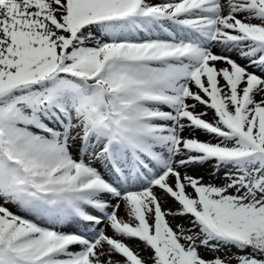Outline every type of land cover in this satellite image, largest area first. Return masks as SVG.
<instances>
[{
    "label": "rangeland",
    "instance_id": "1",
    "mask_svg": "<svg viewBox=\"0 0 264 264\" xmlns=\"http://www.w3.org/2000/svg\"><path fill=\"white\" fill-rule=\"evenodd\" d=\"M40 1L37 0L39 4ZM82 1L95 5L104 0ZM121 1L122 8L97 14L95 12L99 9L86 12L79 3L70 1L66 20L57 26L46 21L27 24L19 18L8 21V32H20L25 37V43L23 47L17 48L11 38L4 37L0 41V57H5L8 64L5 73L17 74L12 84L0 88V135L6 139L10 134L17 137L29 134L43 135L60 152L56 164L68 168L69 171L76 168L91 173L88 166L93 156L102 157L110 174H117L121 181H127L124 186L137 176L145 177L144 171L153 170L154 163L158 166L162 162L174 160L175 156L179 164L183 163L180 168L185 171L202 169L200 178L190 179L182 186L174 182L159 185L161 197L150 204L149 215L136 212L134 225L121 221L117 216V220H113L114 223L111 224L112 217L115 216L112 211L105 214L96 212V207L106 203L102 197L98 196L83 203L78 193L71 196V184L65 182L63 173L52 174L50 167L49 171L43 172L33 165L18 164V157L11 156L4 150L0 151L2 162L8 165L4 175L8 177L0 180V204L6 203L9 208L6 209L8 212H3L5 215H0V264H100L98 260L89 259L91 249L87 246L83 248V233L61 227V221L70 215L75 217L72 219L78 225L83 227L85 224L88 229L94 227L97 240L104 236L103 243L106 251H109V257L108 262L101 264H120V260L125 264H153L152 256H149L151 254L155 255L157 264H264V101L257 102L258 96L253 92V88L244 86L241 91H237V84L232 82L233 76L244 73L245 63L259 62L258 58L236 59L223 55L225 61L229 59L227 64L235 72V75H229L226 82V91L232 101L229 107H216L212 103V92L214 85L216 86L214 79L208 76L195 77L186 72L187 59L189 61V58L193 57L192 54L197 53L202 42L207 43L203 46L205 49H211L220 43L214 32L209 33L201 28V24L195 22L204 20L205 12L214 9L212 3L205 4L202 7L203 12L194 11V14L175 15L178 11L199 7L204 0H192L190 3L188 1V6L182 4L178 11L161 13L162 16L169 17L177 27H181L179 33L171 35L173 27L164 20H160V27L156 31L147 26L144 21L152 19V16L148 15L152 12L150 9L146 11L148 8L145 9V4L133 10L136 15L132 18V12H125L124 7L132 0ZM150 4L152 3L147 7L153 8ZM7 5L10 6L8 3ZM138 14L146 16L140 20ZM93 16L98 18H89ZM82 17L84 19L77 21ZM129 19L137 28L128 31L126 35H120V28L125 26L124 23ZM89 26L101 33L92 35L86 32ZM243 28L251 30L254 26L249 24ZM259 29H255L251 34H248V30L243 31L244 34L232 37L238 42L263 43L264 31ZM168 32L171 33L170 37ZM143 37L171 40L172 44L181 41L186 47H182L184 52L190 50L188 55L192 56L184 58L178 50L180 47L176 46L161 52L140 50L135 56L133 54L127 57L121 67L134 86L124 92L116 84L112 91H118L117 97L114 92L104 95L100 87L105 81V72L100 73L104 70V53L93 69L77 68L65 72L60 66L64 56L81 57L87 53L95 54L105 43L113 44L132 39L135 41V38ZM172 49L178 50V53H173ZM82 50L86 53H82ZM92 58L96 61V56L93 55ZM57 66L61 67L62 71L58 70ZM6 74H3L2 78H5ZM248 79L250 84L252 82L255 86L264 81L262 77ZM184 82L193 83L197 87L201 101L186 109L182 106L176 107V103L172 101L173 96L165 95L169 92L172 94L169 88L177 91ZM230 85L235 86H231L229 90ZM263 85L262 83L258 88L260 91ZM60 86H63L62 89H59ZM55 95L60 97H55L58 107L57 104L47 106V97ZM111 98L118 104L115 108L107 101ZM165 98L167 104L156 103ZM62 101L74 114H77L74 108L79 111L78 122L72 123V111L61 107V104L65 106ZM41 105L49 107L47 112H60L64 116H59L53 123L49 122L38 113L41 111ZM123 106L128 111L126 116L130 117L126 123L131 127L121 126L114 121L115 112ZM63 108L64 111L61 112L60 109ZM106 113L112 118L107 119ZM211 119L214 121H210ZM93 125L97 126L103 135L101 142L90 141ZM114 126L118 128L115 129ZM23 129L27 131L21 135L20 131ZM85 136L89 140L81 143V137ZM74 138L80 141L78 149L73 147ZM233 144H237L236 149L230 147ZM100 182L107 191H102L103 193L118 194L119 188H116V185L103 178ZM13 185L16 188L20 186L19 191L22 195L30 197V200L31 193L34 192L32 188L37 189L38 192L35 193L39 194L43 201L35 198L31 201L35 203L24 201V204H29L34 218L44 214L47 225L32 226L34 222L31 221L30 214L9 206L3 199L9 194L15 201L18 200L16 195L9 192ZM130 195L135 194L126 192L123 197ZM138 200L136 205L141 204L142 197ZM164 202L169 204L165 205ZM81 207L86 209L78 214L75 209ZM17 220L20 224L17 226L19 230L13 224ZM106 221L110 222V228ZM40 232L47 233L50 244V247L42 250L36 245V234ZM155 234L158 236V242ZM15 236L20 242L12 247ZM63 236L74 239L70 247L65 245L66 249L59 244ZM58 244L61 247L52 251ZM251 245L262 251L260 260L255 259ZM7 247L10 250L6 251ZM141 249L144 254H141Z\"/></svg>",
    "mask_w": 264,
    "mask_h": 264
},
{
    "label": "bare ground",
    "instance_id": "2",
    "mask_svg": "<svg viewBox=\"0 0 264 264\" xmlns=\"http://www.w3.org/2000/svg\"><path fill=\"white\" fill-rule=\"evenodd\" d=\"M70 1H72V2L76 1V3H79L81 8L83 10H86V12L93 11L95 9H99L96 12L94 11L95 14L100 13V12L109 13V12H112L113 10H115L116 8H118V7L122 8V6H123V5H121L122 4L121 0H104L100 4H95V5L86 4L82 0H41L40 4H39V2H37V0H9V1L8 0H2V2H0V41L4 37H8V38H11L13 40V42L15 43L17 48L23 47L24 43H25V37L23 36V34H21L20 32H8L6 27H7V23L9 20H11L12 18H19L21 20H24L27 24L37 22V21H46L47 23L51 22L55 26L61 25L67 18L66 15H67L68 9L71 6ZM150 1H153V2H150ZM188 1L190 3L192 0H132L129 2L128 6H124V7H126L125 12H127V13L132 12L131 16L133 18L136 15V12L133 10H135V9L137 10L138 8H140V5L142 6L143 4H145L146 5L145 9L148 8V10H146V11H149V9H150V11L152 12L151 14H148V15L152 16V19L144 21L147 24V26L149 28H152L153 31H156L160 27V20H164L165 23H167L168 25H171L173 27L172 28L173 29L172 34L170 32H168V36L170 37L171 35H175V34L179 33V28H181V27L180 26L177 27V25L173 24V22L171 21V19H169V17L162 16V14L166 13V12H173V10L178 11L179 7L182 4L186 5ZM7 3L10 4V6L7 5ZM138 3H139V5H138ZM149 3H152L150 5L153 8L147 7V5ZM207 3H212V5L214 6V9L207 10V12H205L206 14H205L204 20L200 19V20L195 21V22L197 24L198 23L201 24L200 25L201 28H204L209 33L214 32V34L217 35V37H218V41L220 40V43L218 45H214L211 49H205L203 46H205L207 43L202 42V44L198 46L197 53L194 54L192 58H189L190 59L189 61L187 59V66L188 67L186 68V72L189 73V75L190 74L194 75L195 77L208 76L209 78H213L214 79L213 82L216 83V86L214 85V89L212 92V103L216 107L224 106L226 108V106L229 107V104H231L230 102L232 101L231 97L229 96V92L226 91L227 86H228V84H226V82L228 80L229 75L230 76H231V74L235 75V72H234L233 68L232 69L229 68L230 66L227 64L229 59L225 61L226 58L224 59L223 55L235 57L236 59L245 58V59L249 60V58L250 59L251 58H258L259 62L252 63V62L248 61L247 63H245L246 64L245 71L243 74L238 73L239 77L237 74H236V76L232 77V82H234V84H237V85L236 86L230 85L229 90L231 89V86L237 87V89L235 88V90H237V91H239V90L241 91V89L244 86H247L248 88L251 87V88H253V92L256 93V95L258 96L257 102L261 103L262 101H264V85L261 87L262 88L261 91L258 88L260 87V85L262 83L264 84V81H262L260 85L255 86V85H253L252 82L250 84L248 78L253 77V78L258 79L259 77H262L264 80V42L263 43H257V42L256 43H248L247 41L246 42H244V41L238 42L237 40H234L232 36H238L239 34H244L243 31L246 32L248 29L244 30L243 27L249 26V24L254 26V29L248 30L247 31L248 34H251V32H254L255 29H259V28H261V30L264 31V0H204L203 3H201V5L199 6L200 8L199 7H192V8L184 9L183 11L176 12L175 15H180L181 13H186V14L189 13L190 14V13H193L194 11L203 12L202 7H204V5ZM40 6H42V7H40ZM187 6H188V4H187ZM157 11H158V13H157ZM69 12H70V10H69ZM144 16H146V15L140 14L139 15L140 20H143ZM89 18H93L94 20H96L98 17L93 16V17H89ZM82 19H84V18L83 17L79 18L77 21L80 22ZM124 25L125 26H122L120 28V31H119L120 35H126V33H128V31L132 30L133 28H137L136 24L131 19L126 21L124 23ZM240 27H242V28H240ZM250 27H248V28H250ZM87 29L88 30L86 32H88L92 35L96 34V33L99 35L101 33L98 31H94V29H92V26L91 27L89 26ZM139 30L141 31L142 29H139ZM164 31L167 33L166 30H164ZM156 37H158V36H156ZM172 38H173V36H172ZM135 39H136L135 41H133L134 39H132V40H128L126 42H124V41H122V42L118 41V43L114 42L113 44L110 42L107 44L105 43V44L101 45V47L99 49H97L95 54L87 53V54H83L81 57H75L73 55L71 57L64 56L63 61L61 62L60 66L62 68H64L63 70H65V72H68V70H75L77 68L93 69L95 66H97L98 60H100L99 58L101 57L102 53H104L105 58H104L103 63H102V65H103L102 68L104 70H102L100 73L105 72L103 75V79L105 81H104V83L101 84L100 87H101V90L103 91L104 95L112 94L114 92L115 93L114 95H116V97H117L118 91L117 92L112 91V89H113L112 87L115 86L116 84H117V86H119V89L124 91V92L127 88H131L132 86H134V84L130 83L131 80L129 79V77L124 73V71H123L124 68L121 67V66H124L123 62L125 61V59L127 57L132 56L133 54L135 56V54L138 53L140 50L141 51H148L149 50V51H154V52H161V51H164L165 49H168L171 47H176V46L184 47V44H181V41H179V43H177V44H172L171 40H164L162 38H156L155 39V37L154 38L151 37L149 39L147 37L146 38L143 37L142 39L141 38H135ZM95 41H97V40H95ZM84 49H86V48H84ZM84 52H85V50H82V53H84ZM93 55L96 56V61L93 60V58H92ZM184 58H187V57L184 56ZM5 61H6L5 57H0V88L4 87V86H8L9 84H12L14 82L13 80H15L17 77V74L14 75L11 73H7V74L5 73L4 70L6 69V67L8 65ZM126 63L127 62H125L124 64L126 65ZM126 66H128V65H126ZM53 68H54V66H53ZM60 68L58 67V70L62 71ZM236 73H237V71H236ZM3 74H6L5 78L4 77L2 78ZM19 74H20V72H19ZM26 74H27L26 76H28V73H26ZM26 76H24V78ZM259 80H257V81H259ZM99 82H101V81H99ZM41 86H42V84H41ZM62 87L63 86H60L59 89H62ZM169 90L172 92V94H169L170 92L166 93V94L164 93V94L166 96H169V97H170V95L173 96L172 101L174 103H176V107L182 106L183 108L186 109V108H189L190 106H192L194 104H197V102H199V103L201 102L200 101V95L198 93V89H197V87H195L193 85V83L184 82L179 86L177 91L172 90L170 88H169ZM55 91H56V89L54 90V92ZM159 94H162V93H159ZM120 96H122V95H120ZM236 96L238 97V95H236ZM55 97L60 98L57 95H55L53 97L51 96V98L47 97L45 104H47V106H49V107H52L53 104H55V106H56L57 103L55 102ZM114 99H116V98L114 97ZM114 99L111 98V99L107 100L112 105V108H115L114 106L118 105ZM166 100H167L166 98L161 99L159 101H156V103L167 104ZM151 101L154 102V100H151ZM62 102L65 104V106L61 104V107H66V109H69L70 111H72V109L69 108L64 101H62ZM141 102H139V103H141ZM237 103H238V100H237ZM168 104H169V102H168ZM47 106L44 107L43 105H41L39 107V109H41V111H38V113L42 117L46 118V120H48L49 122L53 123L55 121V119L58 118L59 116H64L60 112H58V113H55V111H54V113H51L50 111L47 112V110L49 109V107H47ZM57 107H58V104H57ZM123 107H120L119 110H117L115 112L114 121L121 126L131 127L130 124L126 123L127 120L128 121L130 120V117L126 116L128 111L126 110L125 107L124 108ZM134 109H135V107L133 106L132 110H134ZM173 109H175V108H173ZM175 110H177V108ZM60 111L63 112L64 108H63V110L60 109ZM74 112L79 114V111L75 110V108H74ZM72 114H73L72 123L78 122V120H80L79 116L77 114H74L73 111H72ZM106 115L107 116H105V117H107V119L112 118L109 116V113H106ZM210 121H214V120L211 119ZM116 127L117 126H114L115 129H116ZM91 129H92L91 130L92 136L90 137V141H92L94 143L96 141L101 142L103 135L99 132V129L97 128V126L93 125V128H91ZM119 129H120V126H119ZM74 130H76V126H74ZM13 131H15V130H13ZM26 131L27 130H25V129L21 130L20 131L21 135H24ZM9 136H8V139H9L8 140L3 135L2 136L0 135V138H3L0 140V151L1 152L5 151L11 156L18 157L19 158V160L17 162L18 164L24 163L27 165H33L37 169L42 170L43 172L47 171V170L49 171L48 167H50V173H52V174L63 173V175L65 176V179H66L65 182L71 184V187H72L71 196L72 195L74 196V193H78V195H80L79 197H82L81 202H83V203H86L88 201H92L95 197H98V196H99V198L102 197V199L105 200L106 203L104 205L98 207V208L96 207V212H101V214L102 213L105 214L108 211H112L111 213L115 214V216L113 215L114 218L112 217L111 224L114 223L113 220H117V216H118V218H120L121 221H125L127 223L133 224V220H134L136 212H139V211L143 212V213L145 212L149 215V212L151 211L150 204H152V202L154 203V201H157L161 197V192L158 191V188L161 187L159 185L165 184V183L169 184L171 182H174V183H178L179 186H182L183 184L185 185L186 181H189L190 179H199L200 178L199 175L201 174V171H202V169L198 170V171L196 169H193L190 171L183 170V168H180V166L183 163L179 164L180 162H179L178 158L175 156L174 160L169 161L167 163L162 162L161 164H158V166H156V164L153 162L154 163V169L151 171L145 170L144 171L145 177L144 176H142V177L137 176V178L135 177L127 186H124L125 184H127V181L126 180L121 181V179L117 177V174H115V175L110 174L108 165L102 157H98V156L94 155L91 163H89L88 167H90V169L93 173L92 172L89 173L86 170H77L76 168L69 171L68 168L62 167L61 165L56 164L59 160L60 152L58 150H56L54 148V145L52 144V142L49 143L43 135L29 134V135H25L23 137H21V136L17 137L15 135H11L10 137ZM85 140L87 141V140H89V138H87L85 136V137H81V139H80L81 143H83L82 141H85ZM80 141L78 140V138H74L73 147L75 149L79 148L78 145H79ZM236 146H237V144H235V145L233 144L230 147H233L236 149ZM199 156H202V155H199ZM123 158H125V156L122 157V160H124ZM41 160H42V162H41ZM57 165H59V166H57ZM186 167H188V166H184V168H186ZM7 169H8V165H4V162H2V159L0 157V180L4 177L5 171ZM7 177H4V178H7ZM96 178H99V180H97ZM101 178L106 179L108 182L112 183V185L113 184L116 185V188L117 187L119 188L118 194L114 195L111 193H105V192L103 193L102 191H106V189L102 186V184L100 182ZM18 187H20V186H18ZM18 187L16 188V186L13 185L12 188H10V190H9V192L12 195H16V197L18 198L17 201H15L9 194H8V197H4L3 199L6 200L10 204L9 206L16 208L18 210L24 211V213L30 214L32 216L33 214L29 210V204H24V201H27L28 203L32 204V203H35V202H31L32 199L35 200V198H36L40 202L43 201V199L39 194L38 195L36 194L38 191H37V189H35V187H34L35 190L32 188V190L34 192L31 193V196H32L31 200L29 199L30 197L29 198L26 197L25 194L22 195V193L19 191ZM40 192H42V191H40ZM126 192H129V194L134 193L135 195H130L129 197H123L124 193H126ZM43 193H45V192H43ZM120 194H122V195H120ZM140 197H142L141 204L136 205L135 203H137L139 201L138 199ZM164 204L167 205L169 203L164 202ZM6 206H7L6 203L4 205L0 204V208H2L0 210V215L3 214L4 211L8 212V210H6V209H9V208ZM107 207H108V209H106ZM84 209H86V207H81V208L75 209V210L77 213L78 212L80 213ZM3 215H5V214H3ZM72 218L75 219V217H73L72 215H70L69 217H64L63 221H61V227L66 228L65 230L71 229L73 231H78L80 233H83L84 238H85V240H84L85 242L82 244V246H83V248L87 246V248L89 250L91 249L89 259H91L92 261L98 260V262L100 264H101V262H108L107 258L109 257V251H106L105 245L103 243L104 236L103 235L100 236V238L97 240L95 238L96 232L94 230V227L92 229L89 228L90 229L89 230L85 224L82 227V226L78 225L76 223V221L73 220ZM18 221L19 220L13 222L14 227L16 229H18L17 226L20 225ZM31 221L34 222L31 224L32 226L38 225L39 227H42V226L48 224V222H46V218H45L44 214H40L38 217H35V218L32 216ZM111 224L109 221L108 222L106 221V225L108 226V228L111 227ZM24 228L25 227H23V229ZM148 228H149V224H148L147 229ZM30 230L33 233V229L31 228ZM109 230L111 231V229H109ZM32 233H31V235H32ZM39 234H36L38 236V240H37L36 245L38 248H40L39 250L45 249L46 247H50V244H48L49 241H48L47 233L40 232ZM155 238L157 241L158 236L156 234H155ZM61 239H62V241L60 240L59 244H61L63 246L69 245V247H70V244L73 243L71 241H74V239L72 237H69V236H63V237H61ZM18 242H20V240H18L17 236H15L14 237V243L12 244V247H15L18 244ZM47 244H48V246H47ZM59 244L57 246H55L52 249V251H54L59 246L61 247V245H59ZM157 244H159V243H157ZM66 248L67 247L65 246L64 249H66ZM7 250H10V248L7 247L6 251ZM49 251H51V248ZM66 251H64V252H66ZM140 251H142L141 254H144L143 249H141ZM75 254H76V256L78 255L77 253H75ZM149 256L150 257L152 256L151 257L152 263L157 264L155 255L151 254ZM119 263L125 264V262L121 261V260L119 261Z\"/></svg>",
    "mask_w": 264,
    "mask_h": 264
},
{
    "label": "trees",
    "instance_id": "3",
    "mask_svg": "<svg viewBox=\"0 0 264 264\" xmlns=\"http://www.w3.org/2000/svg\"><path fill=\"white\" fill-rule=\"evenodd\" d=\"M253 248V253L255 254L254 255V257H255V259H257V260H260L261 259V255H262V251L258 248H256L255 246H253V245H251ZM264 262V261H263Z\"/></svg>",
    "mask_w": 264,
    "mask_h": 264
}]
</instances>
